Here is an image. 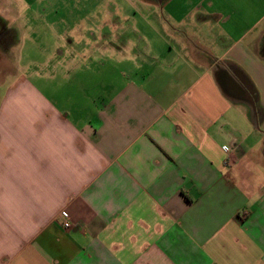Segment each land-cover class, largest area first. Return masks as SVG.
Returning a JSON list of instances; mask_svg holds the SVG:
<instances>
[{"label": "crops", "instance_id": "crops-1", "mask_svg": "<svg viewBox=\"0 0 264 264\" xmlns=\"http://www.w3.org/2000/svg\"><path fill=\"white\" fill-rule=\"evenodd\" d=\"M2 29L44 73L0 97V264H264V0H0Z\"/></svg>", "mask_w": 264, "mask_h": 264}, {"label": "rangeland", "instance_id": "rangeland-1", "mask_svg": "<svg viewBox=\"0 0 264 264\" xmlns=\"http://www.w3.org/2000/svg\"><path fill=\"white\" fill-rule=\"evenodd\" d=\"M28 48H26V53ZM19 49L20 48H15L16 53L12 51L13 48L8 49L7 51L5 50L6 52L2 49V51L0 50V97L5 93L6 82L11 84L12 81L16 82L21 77H28L29 74H35L34 71L37 74L44 73L42 64H38L39 66L37 68L36 64H28L22 61L24 58L19 57L17 54Z\"/></svg>", "mask_w": 264, "mask_h": 264}, {"label": "trees", "instance_id": "trees-1", "mask_svg": "<svg viewBox=\"0 0 264 264\" xmlns=\"http://www.w3.org/2000/svg\"><path fill=\"white\" fill-rule=\"evenodd\" d=\"M16 33L12 30H0V46L2 50H8L15 41Z\"/></svg>", "mask_w": 264, "mask_h": 264}, {"label": "built area", "instance_id": "built-area-1", "mask_svg": "<svg viewBox=\"0 0 264 264\" xmlns=\"http://www.w3.org/2000/svg\"><path fill=\"white\" fill-rule=\"evenodd\" d=\"M60 215L63 218V224H64L65 228H68V229L72 228L73 224H72V222L70 220L68 212L66 210H62Z\"/></svg>", "mask_w": 264, "mask_h": 264}, {"label": "water", "instance_id": "water-1", "mask_svg": "<svg viewBox=\"0 0 264 264\" xmlns=\"http://www.w3.org/2000/svg\"><path fill=\"white\" fill-rule=\"evenodd\" d=\"M250 102H251V105H252V107H253V109H254V112H255V114H256V116L258 115L257 113V106H256V98H254L253 96H251L250 95Z\"/></svg>", "mask_w": 264, "mask_h": 264}, {"label": "flooded vegetation", "instance_id": "flooded-vegetation-1", "mask_svg": "<svg viewBox=\"0 0 264 264\" xmlns=\"http://www.w3.org/2000/svg\"><path fill=\"white\" fill-rule=\"evenodd\" d=\"M0 50H1V46H0Z\"/></svg>", "mask_w": 264, "mask_h": 264}]
</instances>
